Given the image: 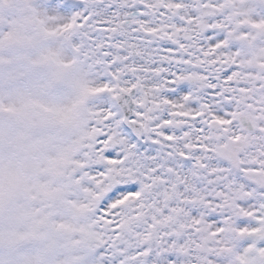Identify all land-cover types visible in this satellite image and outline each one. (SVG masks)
Returning <instances> with one entry per match:
<instances>
[{"label": "snow or ice", "instance_id": "6c2138e0", "mask_svg": "<svg viewBox=\"0 0 264 264\" xmlns=\"http://www.w3.org/2000/svg\"><path fill=\"white\" fill-rule=\"evenodd\" d=\"M0 264H264V0H0Z\"/></svg>", "mask_w": 264, "mask_h": 264}]
</instances>
